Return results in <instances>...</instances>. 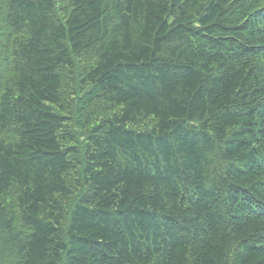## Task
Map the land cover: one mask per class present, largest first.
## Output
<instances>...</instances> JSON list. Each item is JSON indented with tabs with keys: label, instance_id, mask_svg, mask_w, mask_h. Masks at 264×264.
Returning a JSON list of instances; mask_svg holds the SVG:
<instances>
[{
	"label": "trees",
	"instance_id": "1",
	"mask_svg": "<svg viewBox=\"0 0 264 264\" xmlns=\"http://www.w3.org/2000/svg\"><path fill=\"white\" fill-rule=\"evenodd\" d=\"M0 264H264V0H0Z\"/></svg>",
	"mask_w": 264,
	"mask_h": 264
}]
</instances>
